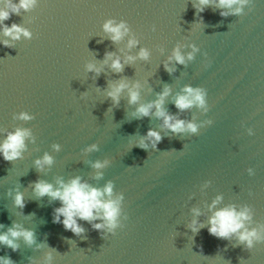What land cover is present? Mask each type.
Wrapping results in <instances>:
<instances>
[{"label":"water","instance_id":"95a60500","mask_svg":"<svg viewBox=\"0 0 264 264\" xmlns=\"http://www.w3.org/2000/svg\"><path fill=\"white\" fill-rule=\"evenodd\" d=\"M198 5L36 0L3 21L30 35L13 39L0 28V141L18 128L30 135L20 157L0 156V231L20 224L35 240L18 238L16 250L0 244V255L14 264H46L49 251L51 264H264V0H247L240 13L218 0L203 11ZM110 19L129 28L119 41L104 30ZM132 38L137 43L129 47ZM177 47L184 63L169 60ZM142 48L147 58L138 55ZM108 52L121 58V71L104 63ZM90 63L101 71L90 70ZM122 80L140 83L136 103H129L127 89L118 102L108 95ZM166 86L171 91L163 107L197 123L196 132H173L155 107L149 115L134 114ZM185 86L203 89L206 105L177 108ZM150 128L161 133L155 145L146 138ZM45 153L53 162L38 168L35 161ZM105 160L104 167L93 166ZM75 176L98 188L112 183L111 197L104 198L122 197L114 229L95 228L102 218L79 220V234L54 222L61 202L38 196L34 183ZM17 191L23 207L14 201ZM230 205L247 207L246 228L261 232L251 248L236 234L208 231L215 209ZM193 220L202 225L196 231Z\"/></svg>","mask_w":264,"mask_h":264},{"label":"clouds","instance_id":"9594fccd","mask_svg":"<svg viewBox=\"0 0 264 264\" xmlns=\"http://www.w3.org/2000/svg\"><path fill=\"white\" fill-rule=\"evenodd\" d=\"M247 0H218L219 5L222 8L231 9L234 13H240L243 10V5ZM36 3V0H4L3 6H0V28L7 36H11L13 39H19L21 33L25 36H29L30 32L23 28L21 25L12 23L10 26L3 24V21L7 20L12 12H19L20 9H30ZM209 3V0H200V11H203L202 5ZM235 5V7H233ZM227 12H221V15H227ZM104 30L111 34V39L114 41L121 40L128 32L129 28L126 22L121 21L115 23L113 20H107L104 25ZM4 44H8L9 41H3ZM137 40L129 39V47L135 45ZM138 55L142 58H147L149 52L147 49L142 48ZM188 57H192V53H188ZM175 59L178 63H184L185 57L181 53L179 47L174 49L172 56L169 60ZM128 60H133L135 57L128 56ZM111 61V67L116 71H121L123 64L121 58L112 52L106 53L104 63ZM166 67L168 65L166 64ZM90 70H95L97 73L101 71V67H97L95 64L90 63L88 65ZM169 71L173 69L168 68ZM141 85L139 82L129 85L127 81H119L111 85V89L108 95L113 98L115 102L119 101L120 94L124 89L128 90L129 103H136L139 100V89ZM170 88L167 86L164 88L155 101H150L146 104H139L136 108L135 115H149L153 107H155V114L158 117H163L164 125L171 129L173 132H196L198 125L194 121H185L183 119L176 118L173 114H170L163 107L164 99L170 93ZM205 91L199 87L185 86L184 92L178 94L175 98V105L177 108L183 110L193 105L204 107L206 105ZM20 118L30 119L28 113H21ZM30 135L28 129L18 128L14 132L8 133V135L0 141V156L5 160H13L21 156L22 150L25 148V138ZM150 138L152 144L155 145L161 140V133L155 129H149L147 137ZM141 147H147L145 138L139 141ZM59 148V145H55ZM92 148H96V145H92ZM53 157L45 153L42 158H38L35 163L38 168L43 169L45 165H51ZM108 161L103 162L96 161L94 167L102 168ZM251 171V170H250ZM100 175V173H97ZM34 191L38 196H44L47 194L52 199H58L61 203L54 210V222H60L66 229H71L74 233L79 234L84 231L83 226L79 223V220L93 221L97 218H102L103 223H96L93 226L95 228H103L107 226L109 231L114 229L119 223L118 217L120 215V201L122 197H116L114 199H105V195L111 197L113 192V185L111 182L106 184L103 188H98L90 185L88 182L82 180L80 176L72 177L70 180L65 181L62 178H57L56 184L45 180H37L34 183ZM221 197H217L213 201L210 208H214L219 202ZM14 201L20 207L24 206V195L22 192L17 191ZM195 212H199L198 209H194ZM250 217V212L247 207L237 209L235 206H225L217 208L213 214L209 217L208 231L218 237H229L232 234H236L241 242H246V245L251 248L254 241H258L262 238L261 232L257 229H247L245 221ZM193 231H196L202 225L198 224L196 220L192 221ZM3 225H0L2 228ZM22 237L28 244H32L35 240L34 231L32 229H26L20 224H14L6 231H0V244L7 245L13 250L19 247L18 238ZM39 247V245H38ZM53 259L52 252L49 251L46 256V264H51ZM0 264H14L13 259L10 256L0 255Z\"/></svg>","mask_w":264,"mask_h":264}]
</instances>
